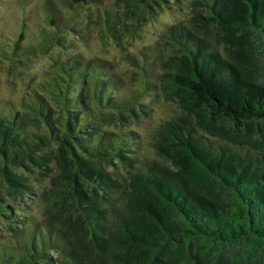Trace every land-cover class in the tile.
I'll use <instances>...</instances> for the list:
<instances>
[{
	"label": "trees",
	"instance_id": "obj_1",
	"mask_svg": "<svg viewBox=\"0 0 264 264\" xmlns=\"http://www.w3.org/2000/svg\"><path fill=\"white\" fill-rule=\"evenodd\" d=\"M186 1L124 55L138 84L68 50L65 11L99 0H47L45 26L0 49L10 64L57 51L0 101V264H264V0H116L106 31L132 36ZM140 117L146 143L127 126Z\"/></svg>",
	"mask_w": 264,
	"mask_h": 264
},
{
	"label": "rangeland",
	"instance_id": "obj_2",
	"mask_svg": "<svg viewBox=\"0 0 264 264\" xmlns=\"http://www.w3.org/2000/svg\"><path fill=\"white\" fill-rule=\"evenodd\" d=\"M59 1V0H52ZM99 3L91 4L89 7L82 5L73 10L65 11L76 21L77 34L76 44L70 53H81L87 57H99L109 60L114 64V69L127 82L138 84L137 76L130 74L126 62L123 60L124 55H138L139 51L148 48L151 49L156 40L167 24L183 18L187 15V1L182 10H165L160 13L154 22H148L140 29L137 34L128 35L122 33L120 38H113L106 31L104 24L105 9L120 10L116 6V0H99ZM47 0H0V49L7 50L9 44L15 40L18 34L24 31L26 37L30 39L43 28L45 22L44 5ZM72 34H67L70 38ZM116 35V34H115ZM2 50V51H3ZM57 51L50 49L48 53H37L26 57L22 63H11L6 60H0V101L12 100L17 102L27 88L38 81L43 71L50 65V57H56ZM146 101L155 109L152 110L156 117L160 114L159 107L162 97L156 99H146ZM158 107V108H157ZM134 127L140 136L147 142L149 124L140 117L138 122L128 124ZM141 153H149L146 147L140 148ZM32 213L37 217L41 216L40 206L37 203L32 205Z\"/></svg>",
	"mask_w": 264,
	"mask_h": 264
}]
</instances>
